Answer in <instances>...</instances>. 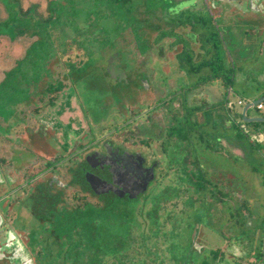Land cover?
Instances as JSON below:
<instances>
[{
  "label": "flooded vegetation",
  "instance_id": "1",
  "mask_svg": "<svg viewBox=\"0 0 264 264\" xmlns=\"http://www.w3.org/2000/svg\"><path fill=\"white\" fill-rule=\"evenodd\" d=\"M44 1L48 3V8L41 12L39 17L35 11L29 18V15H26L29 14L30 8L23 7L18 17L24 19L26 25L38 28L28 36L33 41L32 44L44 39L42 31L45 24L57 21V28L54 29L56 35L48 42L50 57L41 61V70L37 77H29L26 70L30 67L22 68L23 62H15L13 67L7 66L3 74L4 79L0 81L2 86L8 80V74L13 71L15 64L23 74V82L17 85L19 89L9 87L0 91V98L3 99L2 109L6 112L10 107L13 111L12 116L7 119L0 113V129H3L0 133V202L18 194L22 202L30 198L27 214L34 217L36 222H45L42 232L37 235L44 241L45 247L32 250L29 245V233L16 227L13 215H7L5 206L0 203V264H145V258L136 261L131 250L135 242V229L141 228L137 212L146 218L147 231L142 232L141 243L151 252L148 239L152 236L163 237V216L160 210L164 200L170 201L174 195L177 194L178 197L182 193H189L194 197L196 191L206 192L201 194L211 202L216 199L219 205L227 198L220 188L223 177L215 179L211 176L213 167L200 156V149L212 152L227 150L228 154L232 150L237 159L241 157L242 151L247 157L246 139L232 136V130L236 129L232 127L234 123L244 133L249 130V122L245 121L243 116L247 100L240 95H237L236 102L231 100L232 95L236 94L234 63L231 62V57H228V60L226 55L221 57L219 32L205 30L207 23L200 15L207 11V6H213L212 12L218 17L221 27L226 29V26L231 24L242 27L246 22H250L258 28V35L264 38V0H197L198 3L203 1L207 6L190 7H185V4L193 0H169L166 9H163V37L154 41L155 49L149 50L146 55L138 51L135 24L133 28L126 25L127 28L119 30L121 20L114 16V11L101 5L99 0L89 1L91 5L96 3L99 10L110 18L109 24L117 27L115 34L106 33L93 15L86 19H71L69 11L83 6L76 5V0L72 4L70 0ZM43 2L35 3V7H40ZM60 7H64L61 14L57 10ZM188 12L197 13V17L190 18ZM166 14L171 17L179 14L184 16L177 24H173ZM14 16L11 14L2 23L14 22L18 18ZM167 21L171 24L165 27ZM21 27H16L15 30L19 32ZM93 29L102 33V37L90 35L89 32ZM168 30L171 35L166 34ZM71 31L75 35L70 36ZM176 34L186 40L190 39L188 48L196 49L194 55L185 45L182 47ZM113 35H116V38H113ZM193 36L196 37L195 40L191 38ZM248 37L250 40L247 42H255L257 33L242 35V40L246 42ZM8 38V35H4L3 40ZM69 39L73 44L79 45L76 50H84L80 61L61 58L73 49ZM111 39L115 40L111 42ZM164 39L165 43L171 42L169 45L174 46L177 56L175 59L170 56L168 49H165ZM262 43L264 44V41ZM235 51L238 56L237 48ZM182 54L187 55L188 63L180 58ZM26 56L27 53L21 60ZM61 59L62 64L59 63ZM197 59L199 62L194 63ZM173 61L178 63L182 71V76H177L176 82L172 84H176L175 89H169V95L147 105L143 98L154 87V78L158 72L162 73V76L167 74ZM57 65L64 69L63 75L59 73ZM197 74L202 75L195 79ZM90 78L92 82L107 81L109 85L108 92L113 107L107 112L109 120L106 124L88 122L89 115L85 114L87 110L84 112L74 101L76 112H59L68 93L77 91L79 82ZM11 81L12 76L7 84ZM168 84L170 86L169 80ZM210 86L219 89L218 96L213 100L205 93ZM23 93L29 94L28 97L24 98ZM178 99L182 100L181 107L175 103ZM133 104L138 106V111L131 115ZM258 106H255L257 110H262ZM127 112L129 116L123 118ZM261 115L263 114L257 113L249 116ZM46 117L57 118L62 123L69 120V117H75L80 121L77 127L80 131L89 129L91 123L92 136L88 135L84 141L76 138L80 143L79 147L67 152L59 148L50 137L48 128L42 124L43 118ZM146 118L148 120H145ZM185 120L192 123L191 140L170 134L173 126H179ZM147 126L153 128L152 134L145 135L144 129ZM255 136L259 138L260 134ZM153 139L161 140L160 149L153 147ZM68 156L72 158L69 161ZM167 156L172 160L166 161ZM73 158H76V161L73 162ZM66 162H69V165L65 168ZM172 167H176L175 170L179 173L178 182L170 187L163 184L164 191L149 199L150 205L146 209L148 201L143 198L147 196L153 183L158 182L157 176L162 178L165 176V170ZM66 173L73 174L72 178ZM107 198L112 200H106ZM211 202L210 206L213 204ZM168 209L173 210L175 207ZM92 213L97 214V227L101 228V231L104 230V233L97 234L100 238L97 243L99 248L86 250L80 256L78 252L81 250L77 248L81 247L77 243L92 241L91 233L88 227L81 223V219ZM153 217L161 221L159 233L151 230ZM124 218L130 219L131 225V230H128L126 236H123V231L119 230L116 234L113 230L117 226L122 229L125 227V223L120 222L121 219L124 221ZM198 225L195 224L194 229ZM146 232L150 237H146ZM198 236L200 238L201 232ZM147 242L149 245H146ZM71 246L76 249L71 250ZM169 246L170 244H167V247ZM52 249L53 251H50ZM103 249L106 250L105 255L102 254ZM155 253L157 254V251ZM172 254L173 264H179L177 259L180 257L175 255V252ZM74 256H77V259ZM159 258L160 263L156 260L153 263L163 264L161 253ZM165 264L170 263L166 261Z\"/></svg>",
  "mask_w": 264,
  "mask_h": 264
},
{
  "label": "rangeland",
  "instance_id": "2",
  "mask_svg": "<svg viewBox=\"0 0 264 264\" xmlns=\"http://www.w3.org/2000/svg\"><path fill=\"white\" fill-rule=\"evenodd\" d=\"M43 1L44 0H0V81L4 79L3 74L5 69L7 70V66L13 67V64L15 62H19V64L23 62L21 65L22 68L26 67V69H28V67H30L29 70H26L28 72V76L37 77L39 76V72L41 70V61L44 58L50 57V45L48 42L51 41V39H53V37L56 35L54 29L57 28V21L54 20L51 24H45L46 26L44 25L42 31L44 39L42 41H36L34 44H32L33 41H31L28 36H30L35 30L37 31L38 28L34 25H26L24 23V19H20L18 17V13L20 12V9L22 7L26 9L30 8L29 14L26 15H29V18H31L32 14L35 13V11L37 16L39 17L40 13L48 8V3H46V1ZM76 1H78L81 5L83 4L84 7L82 6L80 8L71 9V11H69L71 19L74 17H83L86 19L88 18V16L93 15L95 21L97 20V23L104 29L106 33H116L117 27L114 24H109L110 18L106 17L105 12L99 10V7L98 5H96V3L94 5H91V2L89 0ZM168 1L169 0H163V2H166V4L168 3ZM38 2L43 3L40 4V7H35V3ZM70 2L72 4L74 3V0H70ZM185 5V7L197 5L207 6V4H205L203 1L201 3H198L197 0L189 1ZM211 7L213 6H207V11L209 9L210 10L208 12H203V14L201 13L202 16L200 15V17H202L205 23H207V29L205 30L209 29L210 31H215L217 33L219 32V39L222 44L221 57L226 55V60H228V57H231V62L234 63V89L236 94L232 95L231 100L236 102L237 95L244 97L247 101H253L257 98L263 97L264 44L262 43V41H264V38L258 35V28L255 26V24H251L250 22H246V24H243L242 27L238 25L234 26V24L229 25V27L226 26V29L224 27H221L222 25L220 26L218 24L219 19L216 14L212 12L213 8ZM164 8L165 6L163 7V9ZM57 10H59L61 14L64 12V7H60ZM11 14L15 15V18H18L12 23H2V21L8 19ZM166 15L171 18L173 24H177V21L181 19L182 16H184L181 14L173 17L168 14ZM114 16H116L117 18L116 14ZM188 16L190 18H193V16L197 17V13L188 12ZM170 24L171 23L167 21L165 27L169 26ZM20 26H22V29L17 32L15 28H20ZM217 33L215 34L216 36ZM253 33H257V40L255 42H247L248 40H250L249 37L248 39H245L246 42L242 40V35H250ZM70 34V36L75 35V33H73L72 31ZM89 34L98 38L102 37V33L95 31V29L90 31ZM166 34L171 35L170 30L166 31ZM4 35H8V40H3ZM200 36L202 37V35ZM112 37L116 38V35H113ZM176 37L177 41L182 44V47L186 46V49L189 47L190 39L186 40L179 34H176ZM191 38L193 40L196 39L195 36ZM113 40L115 39H111V42H113ZM68 41L72 44H70V47H73V49L70 50V53L68 55H63L61 58L80 61L84 56V50H76L78 49L79 45L77 43L73 44L70 39ZM169 43H165V49H168L170 56L175 59L177 57L176 50H174V46L169 45ZM236 48L238 51V56L235 51ZM188 50L193 55L194 52H196V49L194 50L192 48H188ZM26 53L27 56L23 60H21ZM52 56L55 57V54H53ZM241 56H245V58H241ZM53 57H51V59H53ZM180 58L183 59L185 63H188L187 55L182 54ZM60 61L61 62L59 63L62 64V59ZM196 62L198 63L199 59L194 61V63ZM59 65H57L58 71L63 75L64 69ZM14 66L15 67L13 71L8 74V80L4 84H2V86L0 85V91L9 89V87H14L15 90H17L19 89L17 85L23 82V74L20 72V69H18V66H16V64ZM201 75L202 74H197L194 76V78L196 79ZM11 76L13 81L7 84ZM177 76H182V71L178 67V63L173 61L171 69L167 72V74L162 76V73H157L156 77L154 78V87L151 88L150 93L147 96H143V102H145L147 105H150L155 103L159 98L169 95V89H175L174 86L176 84L173 86L172 84L174 81L176 82ZM168 80L170 86L168 84ZM105 83H99L96 80L92 82L91 78L80 81L77 91H70L67 95V98L64 100L62 99L63 102L61 104L59 112H76L77 108L73 103L74 101L79 108L84 110V112L87 110L85 114L89 115L87 119L88 122L91 121L98 125L101 123L106 124L109 120L107 118V112L109 111L110 107H113V105L111 96L108 92V90L110 89L109 85L107 81H105ZM171 86L174 88H172ZM207 90L209 92L207 91L205 93H208L211 96V100H213L214 97L218 96L219 89H217L216 86H210V88H207ZM23 95L24 98H26L29 94L23 93ZM2 100L3 99L0 98V113H2L4 119H7V117L12 116L13 111H11L10 107H8L5 112L4 108L2 109ZM42 100L43 99H41V101ZM175 103H177L180 107L182 106L181 99L176 100ZM133 105L134 106H131L133 109V111L130 113L131 115H134V111H138V106H136L135 104ZM215 112L218 113L219 111ZM257 113L264 115V109L262 108V110H257L256 107H252L249 110V115ZM128 116L129 115L127 112L126 116L123 115V118H126ZM145 120H148V118H146ZM133 123L135 124V122ZM42 124L44 125V127L48 128L50 137L55 141L56 144H58L59 148L67 150V152H71L79 147L78 145L80 143L76 140V138H80L84 141V139L91 134L90 131L92 130L90 129H93L91 123H89V129L83 131L78 130L77 127L79 126L80 121L75 117H69V120L65 121L64 123L59 121L57 118L46 117L43 118ZM129 129H131V126H129ZM144 130L145 135L152 134L153 132V128L149 126L145 127ZM2 132L3 129H0V133ZM96 136L97 135H95L94 138H96ZM258 137V139L264 142V134H260V136ZM152 142L153 147L160 149V139H153ZM225 152H212L208 149H206V151H202L200 149V156L204 160L208 161L209 164H211L213 167L212 171H210L211 176L215 179L217 177H223L222 181L219 180L220 188L223 192H225L227 198L222 200V206L217 204L218 202L216 199H213V201L211 202L206 199V196H203L201 194L206 192L200 193L198 191H196V195L194 194V197L192 195H189V193H182L179 195L180 197H177V194L174 195L172 197L173 199H170V201L164 200V202L161 204L160 210V214L163 216V237L161 236L158 238L156 236H152L149 239L147 238L149 240V244L151 245V252L147 251L145 244L141 243V236H143L142 232L147 231L146 218L141 215L140 212H137L139 214V223H141V228L135 229V242L133 248L131 249L133 252L132 254H134L133 258L136 261L145 258V264H154L153 262L155 260L157 261V263H160L159 261L161 260V258H159V254L161 253V256L163 257V264H165L166 261L170 264H173L174 261L171 257V255H173L171 253L172 250L175 252V255L180 257L179 260L177 259V262H179V264L181 262L184 264H198L199 262H201V264H254V262L250 259L245 258L242 260L238 258H232L230 256H223L222 253L216 250L217 248L221 249L222 252H224L225 254L227 253L228 255L230 253L233 254L235 250L238 252L239 250H234L233 248L234 241H237V245H239L240 247L243 245L242 247L244 250L240 251L241 254H246L248 239L246 237L239 238L238 235L243 234L244 230L242 231L241 229L240 231V228L236 227V224L237 226L239 225L237 222L240 220L243 221V223L244 220L248 223L253 222V226L255 224L253 231L256 228V223H259L257 229L260 230V233L257 235V241H254L252 243V247H255L256 250H261L262 254L264 255V156H262L261 153L256 149H252L250 146L247 148V157L245 153L241 151V157L239 159H237L238 157H235L236 154H233L232 150L230 153L231 155L227 153V150H225ZM259 155H261L262 158L260 157L258 159L257 157H259ZM170 156L173 157V154H171ZM170 156L166 157V161L172 160ZM67 159V161H69V159L72 158L68 156ZM75 159L76 158H73V162L76 161ZM67 165H69V162H66L65 168L67 167ZM175 169L176 167H172L165 170V176H162V178H160V176H157L158 182L153 183V187L147 192V196L143 198H147L148 201L146 209L150 205L149 199L155 198L159 192L164 191L162 189L163 184L169 185L170 187V185H174L178 182L179 173ZM66 175H69V173H66ZM69 176L72 178L73 174H70ZM88 199L90 200V197ZM106 200L112 199L107 198ZM209 202L213 204L210 206ZM0 203L5 206L7 215H13V220L16 227L22 231L24 230L29 233L31 239L29 245L31 249L35 250L38 247H40V249H43L45 247V243L44 241H41L37 237V235L42 232V228H44L45 222H36L34 217L27 214V208L31 203L30 198L25 202H22L21 196L20 194H18L17 196H10ZM168 205H171L170 207H175V209H168L170 207L165 208ZM170 213L171 216H169ZM183 213L186 214L183 215ZM195 224H199L196 229H194ZM198 229L199 233H197ZM113 230L116 231V234L119 233V230L124 232V228L122 229L118 226L114 227ZM232 230L234 231V233H237L239 231L240 232L238 233V235L234 234L231 236ZM246 231L250 230L247 229ZM128 232L129 231L127 230L126 232H124V235L123 233L120 234L126 236ZM200 232L201 236L199 238L198 235L200 234ZM196 233L197 238H199V243L198 239L196 238ZM215 233H217L218 235H215ZM146 234V237H150V235H148V232H146ZM156 239H158L157 243ZM213 240L217 241L214 242ZM193 242L194 244H192ZM149 244L147 242L146 245ZM167 244H170V247H167ZM214 247L216 249H214ZM213 250H215V254H213ZM50 251H53V249ZM156 251L157 254L155 253ZM105 253L106 250L103 249L102 254L105 255ZM166 255H168L169 257H167Z\"/></svg>",
  "mask_w": 264,
  "mask_h": 264
},
{
  "label": "trees",
  "instance_id": "3",
  "mask_svg": "<svg viewBox=\"0 0 264 264\" xmlns=\"http://www.w3.org/2000/svg\"><path fill=\"white\" fill-rule=\"evenodd\" d=\"M76 2V5H78L79 2ZM99 2L101 5L104 4L107 10L114 11V14L119 17L122 22L118 25L119 30L127 28L125 27L126 25H130V28H133L135 24V37L139 48L138 51H141L143 55H146L149 50L155 49L153 44L154 41L157 38L163 37V7L165 6L166 9L167 5L165 2H163V0H99ZM142 7H144V9H141ZM124 23L126 24L124 25ZM247 125L249 127V130L248 132L244 133L240 129V127H238L236 123H234L232 127L234 126L236 129L232 130L233 138L240 137L246 139L247 148L250 146L252 149H256L261 153L262 156H264V142L258 140V138H256L255 136L257 134H264V122H249L247 123ZM191 126V121L185 120L184 122H181L179 126H173L170 129V134H175L181 139L191 140L193 135V128ZM81 220V223H83L84 226L88 227V231L89 233H91L90 238L92 241L85 242V244L84 242L77 243L78 246L81 247V249L77 248L78 250H81L78 252V255L80 256H82L86 250H96L97 248H99V244L97 243L100 238L97 237V234H100V232L104 233V230L101 231V228H98L99 221L97 214L92 213L85 218H82ZM122 220L123 219H121L120 222L125 223V231H130V219L126 218L124 221ZM96 227L98 228V230L96 229ZM151 230L154 233H159V231L161 230L160 219L153 217V219L151 220ZM104 239L107 240V237L104 236ZM74 249L76 248L71 246V250ZM171 252L174 253V251ZM219 252L221 253V251ZM213 254H215V250H213ZM74 257L77 259V256ZM92 261H94V259H92Z\"/></svg>",
  "mask_w": 264,
  "mask_h": 264
},
{
  "label": "water",
  "instance_id": "4",
  "mask_svg": "<svg viewBox=\"0 0 264 264\" xmlns=\"http://www.w3.org/2000/svg\"><path fill=\"white\" fill-rule=\"evenodd\" d=\"M263 101H264V96L263 97H260V98H257V99H255V100H253V101H247L246 102V104H245V106H244V109H243V116H244V119H245V121H247V122H264V115H261V116H249L248 114H249V110L252 108V107H255V106H257V105H259V104H263ZM214 232V231H213ZM233 239V238H232ZM231 239V240H232ZM235 239V238H234ZM236 242L237 241H234V250L235 249H237V250H239L238 252L235 250L234 251V253L232 254V253H230L229 255L226 253H224V252H222L221 251V249H216L215 247H214V249H216V250H218V251H221V253L223 254V256H227V257H232V258H238V259H248L249 257H251V256H249V257H247L250 253H248V251L246 252V254H241V252L240 251H242V250H244L243 249V247L241 246H239V245H237L236 244ZM253 255V254H252ZM254 255H255V253H254ZM257 255V254H256ZM262 257L264 258V255H260V256H258V260L261 258L262 259ZM250 259V258H249ZM256 258H253V262H254V264L256 263L257 264V260ZM241 260V261H242ZM260 262H262V260H260ZM263 264V263H262Z\"/></svg>",
  "mask_w": 264,
  "mask_h": 264
},
{
  "label": "crops",
  "instance_id": "5",
  "mask_svg": "<svg viewBox=\"0 0 264 264\" xmlns=\"http://www.w3.org/2000/svg\"><path fill=\"white\" fill-rule=\"evenodd\" d=\"M264 109V108H263ZM252 115V114H251ZM262 158V156L261 155H259V157H257L258 159L259 158ZM253 161H254V159H253ZM257 171V170H256ZM221 209V208H220ZM239 225L237 226V224H236V227H239L240 228V231H241V229H242V231L244 232L243 234H245V235H243V234H241V235H238V233L240 232H237V233H234V231L232 230V232H231V236L232 235H238V237L239 238H242V237H246L247 239H248V243H247V251L250 253L247 257H249V256H251V258H250V260H252L253 261V258H258V256H260V255H263L262 254V251L261 250H256L255 249V247H252L253 245H252V243L255 241H257V235L260 233V230H258L257 228H258V225H259V223L257 222L256 223V228H255V230L253 231V228H254V226H255V224H254V226H253V222H251V223H248L247 221H245L244 220V223H243V221H238L237 222ZM247 229H249L250 231H246ZM252 232H254V233H252ZM215 235H218L217 233H215ZM237 237V236H236ZM237 237V238H238ZM214 242H216L217 240H213ZM243 246V245H242ZM252 247V248H251ZM254 253H255V255H254ZM253 254V255H252ZM257 254V255H256ZM249 259V258H248ZM258 260V259H257ZM260 260H262V262H260ZM264 264V258L262 257V259L260 258L258 261H257V264Z\"/></svg>",
  "mask_w": 264,
  "mask_h": 264
},
{
  "label": "built area",
  "instance_id": "6",
  "mask_svg": "<svg viewBox=\"0 0 264 264\" xmlns=\"http://www.w3.org/2000/svg\"><path fill=\"white\" fill-rule=\"evenodd\" d=\"M259 109H262V108H264V104H259Z\"/></svg>",
  "mask_w": 264,
  "mask_h": 264
}]
</instances>
